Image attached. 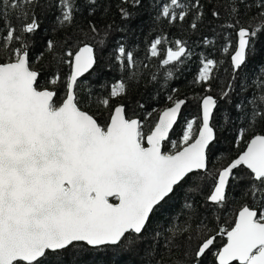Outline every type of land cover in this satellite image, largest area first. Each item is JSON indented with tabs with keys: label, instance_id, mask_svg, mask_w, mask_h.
Wrapping results in <instances>:
<instances>
[{
	"label": "snow or ice",
	"instance_id": "1",
	"mask_svg": "<svg viewBox=\"0 0 264 264\" xmlns=\"http://www.w3.org/2000/svg\"><path fill=\"white\" fill-rule=\"evenodd\" d=\"M120 2L121 18L128 25L123 31H130L144 12L153 26L191 17L193 31L205 17L201 0ZM98 3L0 0V264H95L89 254L109 248L149 257L139 264H164L165 256L174 257L169 264H203L208 253L215 264H264V132L256 133L264 123V0H224L220 5L231 21L221 27L235 30L238 38L230 56L232 78L218 98L202 97L198 128L196 121H187L179 140H172L170 131L184 100L169 96L172 105L148 124L152 112L142 121L124 103H111L127 95L148 67L124 43L117 44L114 54L123 76L103 96L77 92L78 78L98 63L92 44L76 43L79 37L59 45L47 39L44 51L33 57L34 37L46 23L53 31H66L77 15H93ZM252 6L256 15L248 17ZM211 16L219 19L220 12L213 10ZM244 18L248 26L241 23ZM88 27L98 35L94 24ZM166 42L164 36L153 39L145 60L160 55L158 48ZM203 42L212 43L207 37ZM97 43L104 45L105 40ZM172 43L159 61L161 67L176 66L191 54L185 41ZM45 53L51 60L41 84L33 60ZM249 61L260 68L251 84L243 75ZM65 64L70 73L62 79L58 69ZM201 64L196 82L208 83L216 63L205 58ZM220 101L225 104L219 117L222 128L214 113ZM85 105L94 106L99 117ZM229 130L237 153L209 173V153L215 150L218 132ZM178 188L186 190L184 205L165 220L162 212ZM206 188L203 206H195L194 196ZM229 189L239 190L243 204L232 224L218 229L226 234V243L217 247L209 224L214 213L227 211L233 203ZM194 220H199L195 228Z\"/></svg>",
	"mask_w": 264,
	"mask_h": 264
},
{
	"label": "trees",
	"instance_id": "2",
	"mask_svg": "<svg viewBox=\"0 0 264 264\" xmlns=\"http://www.w3.org/2000/svg\"><path fill=\"white\" fill-rule=\"evenodd\" d=\"M163 2L164 0H161V4ZM223 2L224 0H201L205 17L196 31H193L189 27L191 17L183 23L178 22L177 24L169 25L165 20H161L153 26L148 12H144L141 17L132 23L130 31H123L122 29L127 28L128 25L122 20L120 15V0H99L93 15L89 16L87 12L83 15H77L74 26L68 28L66 31H53L46 23L43 29L37 32L34 37V45L31 50L32 55L36 57L44 51L47 39H52L59 45L61 42L67 41L69 37H79L76 43L92 44L97 50L98 63L78 82L77 92L83 95L84 92L91 90L94 95L103 96L110 91L112 83L118 81L123 76L122 69L114 59V54L117 44L124 43L129 50L134 51L137 59L146 63L148 67L142 68L141 78L129 88L127 95L113 98L111 103L113 105L124 103L128 107L129 113L131 114L134 109L135 118H139L142 121L147 112H152L149 120L145 121L148 124L157 119L158 113L162 108L172 105L173 101L168 99L169 96H172L173 100L185 99L186 104L170 133L172 140H179L186 122L190 119L196 121L194 128H198L202 97L213 95L218 98L221 91L227 88V84L232 78L230 56L237 37L235 30L221 27V25L231 22L225 9L220 6ZM213 10L220 12L219 19L211 16ZM256 12L255 6H252L248 11V17L255 16ZM152 15H155V11L152 12ZM246 19H242L241 23L248 26ZM90 23L94 24L98 29V35L94 36L90 32L88 27ZM105 31L109 33L107 37L104 36ZM157 36L166 37L167 42L159 46L160 55L145 60V56L148 55L146 49ZM204 37H207L212 43L205 44L203 42ZM100 39L105 40L104 45L97 43ZM177 39L186 42L191 54L183 58L182 63L176 66L168 65L161 67L159 61L164 58L165 50L168 47H174L172 42ZM226 47L229 49L228 52L224 51ZM57 51L62 54L63 49L58 46ZM205 58L213 59L216 67L212 73L213 79L208 83L202 84L196 82V78L199 74V69L202 67L201 60ZM50 60L51 56L47 53H45L41 60H33V66L41 71V84L44 83V76L49 68ZM58 71H62V79H66L67 74L70 73V68L65 64L62 70L58 69ZM168 71L172 72L170 78L167 77ZM153 74L156 75L155 80L152 79ZM243 75L247 78L245 82L251 84L252 80L260 75V68L255 66L252 61H249L248 67L243 69ZM209 87L210 91H205ZM249 92H251V89H249ZM59 95H63L62 90L59 92ZM141 104L144 105L143 108L140 107ZM84 107L99 117L100 113L94 106L85 105ZM224 107V102L220 101L218 108L214 111L217 120H219L221 115L220 110ZM217 127H223L222 120H219ZM145 131H147V128H145ZM261 132H264V123L258 125L256 128V133ZM252 134L255 133H249L248 135ZM233 135L234 133L230 130L218 132L215 150L213 153H209V173L218 171L226 166L231 158L235 157L237 148L231 140ZM243 146L241 145V147ZM207 192L208 189L206 188L204 194H196L194 196L195 206H203L204 196ZM185 194L186 190L177 189L173 200L162 212L165 220L175 217L180 213L185 202ZM229 198L233 203L228 206L227 211L214 213L213 219L209 224V228L216 235L217 247L222 246L225 242V239L219 235L218 229L221 227L228 228L232 224L236 212H238L243 204L239 190L229 189ZM109 201L116 202L113 198H110ZM186 218V215L179 218L176 221L177 225H182ZM161 223H164V220ZM198 223L199 220H194L192 227L195 228ZM185 235L188 234L185 233ZM133 259H135L136 264H139L141 260L147 262L149 257L145 255L130 257L126 252L111 248L101 249L99 252H91L89 254V260H94L95 264H132ZM155 259L159 260L160 256L157 255ZM170 259H174V257L165 256L164 264H169ZM203 264H215L211 253H208L203 258Z\"/></svg>",
	"mask_w": 264,
	"mask_h": 264
},
{
	"label": "water",
	"instance_id": "3",
	"mask_svg": "<svg viewBox=\"0 0 264 264\" xmlns=\"http://www.w3.org/2000/svg\"><path fill=\"white\" fill-rule=\"evenodd\" d=\"M236 37H237V36H236ZM237 39H238V38H237ZM236 42H237V40H236ZM91 70H92V69H90L89 72H90ZM89 72H88V73H89ZM88 73H85L82 77H79V78H78V82L81 81V80H82V79H83ZM212 96H213V95H212ZM213 97H214V96H213ZM214 98H216V97H214ZM180 100H184V101H185V104H186V100H185V99H180ZM185 104L182 105V107H181V111H182L183 107L185 106ZM200 104H201V101H200ZM170 106H171V105H170ZM170 106H167V107H170ZM167 107L162 108L161 111H162L163 109L167 108ZM181 111H180V114H181ZM214 111H215V109H214ZM180 114H179V116H180ZM179 116H178V119H179ZM200 117H201V109H200ZM157 118H158V117H157ZM175 125H176V124H175ZM175 125H174V126H175ZM174 126H173V128H174ZM171 131H172V130H171ZM171 131H170V133H171ZM110 198H111V197H110ZM110 198H109V199H110ZM222 228H223V227H222ZM219 235L222 236V237L225 239V242H224V243H226V234H223V235L219 234Z\"/></svg>",
	"mask_w": 264,
	"mask_h": 264
},
{
	"label": "rangeland",
	"instance_id": "4",
	"mask_svg": "<svg viewBox=\"0 0 264 264\" xmlns=\"http://www.w3.org/2000/svg\"><path fill=\"white\" fill-rule=\"evenodd\" d=\"M190 120H193V119H190ZM194 121V120H193ZM186 127V126H185Z\"/></svg>",
	"mask_w": 264,
	"mask_h": 264
}]
</instances>
